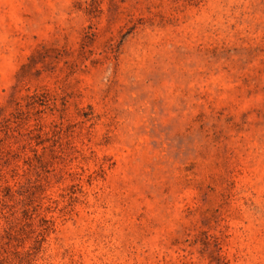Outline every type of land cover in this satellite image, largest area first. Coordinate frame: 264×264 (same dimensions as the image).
<instances>
[{
  "label": "rangeland",
  "instance_id": "1",
  "mask_svg": "<svg viewBox=\"0 0 264 264\" xmlns=\"http://www.w3.org/2000/svg\"><path fill=\"white\" fill-rule=\"evenodd\" d=\"M0 264H264V0H0Z\"/></svg>",
  "mask_w": 264,
  "mask_h": 264
}]
</instances>
